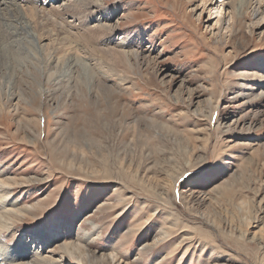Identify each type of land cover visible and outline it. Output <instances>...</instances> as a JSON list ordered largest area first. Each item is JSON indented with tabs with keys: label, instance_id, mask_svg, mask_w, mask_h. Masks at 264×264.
<instances>
[{
	"label": "rangeland",
	"instance_id": "obj_1",
	"mask_svg": "<svg viewBox=\"0 0 264 264\" xmlns=\"http://www.w3.org/2000/svg\"><path fill=\"white\" fill-rule=\"evenodd\" d=\"M40 1L81 42L0 0V264H264V1Z\"/></svg>",
	"mask_w": 264,
	"mask_h": 264
},
{
	"label": "bare ground",
	"instance_id": "obj_2",
	"mask_svg": "<svg viewBox=\"0 0 264 264\" xmlns=\"http://www.w3.org/2000/svg\"><path fill=\"white\" fill-rule=\"evenodd\" d=\"M29 4H31V9H32V11H34L35 12V15L39 18V24H38V26H39V35H40V37L41 38H43L45 35L44 34H48V37L52 40V41H54V43H57V45L58 46H62V45H68V43H71V41H72V37L70 36V34H69V32H66V34L64 35V33H63V35H58V34H56L53 30H50L49 28H48V26H46V24L44 23V21H47V19L48 18H41V10L42 11H45V8H44V5L41 3V1L40 0H26ZM80 1V3H83L85 6H87V7H94L95 8V4H94V0H79ZM261 1H264V0H260V2ZM3 2V1H2ZM253 0H234L233 2L232 1H224V4H222L221 5V7H224L225 5H226V7H228L230 10H233V12L234 13H238V14H240L241 13V11L243 10V8L244 7H248V8H251L252 6H253ZM10 4L12 3L11 1L9 2ZM3 5H4V3H2ZM83 5V6H84ZM1 6V5H0ZM84 6V7H85ZM53 8V7H52ZM254 8V7H253ZM1 9V8H0ZM12 9V8H11ZM82 9H83V7H79V8H76L74 11H78V13L79 12H82ZM252 9V8H251ZM17 9H13V11L12 10H5V11H3V10H0V22L1 21H3L4 19H5V15H7V14H13V12H15ZM65 11H67V10H65ZM64 11V12H65ZM73 11V12H74ZM260 11V8L258 7V9H257V12H259ZM52 14H54L55 16H57V17H59L61 14H60V12L59 11H57L56 9H52ZM63 12V11H62ZM63 12V13H64ZM69 13V12H68ZM72 13V12H71ZM77 13V14H78ZM256 13V12H255ZM261 13V12H260ZM50 14V13H49ZM65 14V13H64ZM74 14H75V12H74ZM9 16V15H8ZM63 17V16H62ZM61 17V18H62ZM259 17H260V19H258V20H263L264 19V15H262V14H260L259 15ZM20 21V20H19ZM42 21V22H41ZM65 21V20H64ZM47 23V22H46ZM50 23V22H49ZM75 25V24H74ZM109 24H107V25H102V26H100V28H96L95 30H94V32H92L93 30H90V29H88V30H90L89 32H90V35L91 36H95V35H98V36H95V37H101V36H103V35H105V34H107L108 32L109 33H111V26L109 27L108 26ZM55 26V25H54ZM81 26V25H80ZM86 26V25H85ZM73 27V26H72ZM76 28H78L79 26H75ZM84 27V26H83ZM85 28V27H84ZM84 28H82V29H84ZM0 29H1V24H0ZM16 29V27H14V28H11V29H9V33L7 34L8 36H10V37H12V36H16L17 34H13V32L11 31V30H15ZM60 30V29H59ZM87 30V31H88ZM84 31H86L85 29H84ZM41 32V33H40ZM64 32V31H63ZM38 33V32H37ZM86 35V34H85ZM88 35V34H87ZM85 38V40H86V43H87V45H86V49H84L88 54H90L89 56H95V57H97V59H98V62L96 61L95 62V60L96 59H92L96 64V66L97 67H99V68H102V69H107V70H109V72L110 71H112L113 72V70L111 69L112 67H111V64H112V62H113V57H115V58H120V54L119 53H117V52H115L114 50H111V49H109V50H106V49H103L102 47H100V44H98V45H95V44H97V43H95L94 44V46H93V44L91 45V43H92V41L90 40V38L91 37H84ZM82 40H83V38H82ZM84 40V41H85ZM70 41V42H69ZM74 44L76 43L77 45H79L80 46V40H79V38L76 40H73L72 41ZM83 42V41H82ZM107 42V41H106ZM110 42V41H109ZM2 45V44H1ZM70 46H71V44H69ZM106 45V44H105ZM1 47H3V46H1ZM0 47V56H1V49H3V48H1ZM85 47V46H84ZM91 51V52H90ZM135 56H136V59H138V55L137 54H135ZM1 59V58H0ZM79 63H81V62H83L82 60H79L78 61ZM83 65L85 66V69L87 70V71H89L88 70V64L87 63H83ZM109 66V67H108ZM108 73V72H107ZM111 73V72H110ZM112 74V73H111ZM264 95V94H263ZM262 96V95H261ZM260 96V97H261ZM251 102H248V104H250ZM7 194V192L3 189V190H1L0 189V198L2 197V199L5 197V195ZM0 227H2V228H8V223L7 222H5V221H2V218L0 217ZM72 254V253H71ZM63 257H65V254L64 253H62V257L61 258H63ZM11 262V261H10ZM60 262V261H59ZM58 262V263H59Z\"/></svg>",
	"mask_w": 264,
	"mask_h": 264
}]
</instances>
